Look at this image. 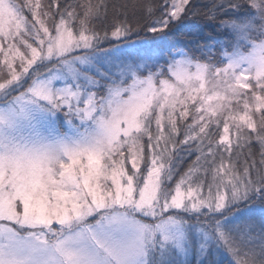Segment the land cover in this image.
<instances>
[{"label":"snow or ice","instance_id":"6c2138e0","mask_svg":"<svg viewBox=\"0 0 264 264\" xmlns=\"http://www.w3.org/2000/svg\"><path fill=\"white\" fill-rule=\"evenodd\" d=\"M0 264H264V0H0Z\"/></svg>","mask_w":264,"mask_h":264}]
</instances>
